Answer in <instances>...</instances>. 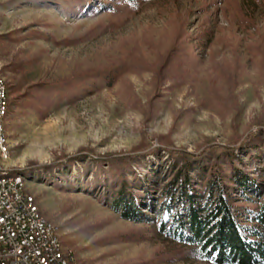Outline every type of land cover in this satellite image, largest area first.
Returning a JSON list of instances; mask_svg holds the SVG:
<instances>
[{
	"label": "rangeland",
	"instance_id": "1",
	"mask_svg": "<svg viewBox=\"0 0 264 264\" xmlns=\"http://www.w3.org/2000/svg\"><path fill=\"white\" fill-rule=\"evenodd\" d=\"M0 67L6 165L75 264H213L114 211L97 190L121 172L91 157L163 147L160 137L197 152L264 129V0H0ZM106 70L111 83L90 76ZM262 137L241 154L249 167H262ZM159 155L132 167L139 178L162 176Z\"/></svg>",
	"mask_w": 264,
	"mask_h": 264
},
{
	"label": "trees",
	"instance_id": "2",
	"mask_svg": "<svg viewBox=\"0 0 264 264\" xmlns=\"http://www.w3.org/2000/svg\"><path fill=\"white\" fill-rule=\"evenodd\" d=\"M138 1L124 0L132 5ZM179 46L172 47L177 51ZM169 71L158 72L155 78L163 76L164 81ZM117 74L106 70L90 76L107 77L111 83ZM155 87L157 91L159 85ZM263 130L231 138L225 145L207 139L197 152L175 147L160 137L163 147L140 143L128 154L91 157L94 164L108 163L110 170L121 172L120 178H107L98 188L99 197L126 220L154 224L197 259L213 264H264V146L261 168L256 161L249 167L241 158L257 136L263 135L264 141ZM162 149L167 155L162 176L155 182L150 177L139 178L132 167L150 155L160 158ZM83 155L64 161L82 160Z\"/></svg>",
	"mask_w": 264,
	"mask_h": 264
},
{
	"label": "built area",
	"instance_id": "3",
	"mask_svg": "<svg viewBox=\"0 0 264 264\" xmlns=\"http://www.w3.org/2000/svg\"><path fill=\"white\" fill-rule=\"evenodd\" d=\"M0 90V121H2ZM0 170H6L0 167ZM51 230L21 193V180L0 182V264H71L64 261Z\"/></svg>",
	"mask_w": 264,
	"mask_h": 264
},
{
	"label": "bare ground",
	"instance_id": "4",
	"mask_svg": "<svg viewBox=\"0 0 264 264\" xmlns=\"http://www.w3.org/2000/svg\"><path fill=\"white\" fill-rule=\"evenodd\" d=\"M0 90L3 91L2 101H4V107L2 109V121H0V167L6 169V170H0V182L12 181V179L15 178L21 180V193H23V198H28V200H30L31 206L34 207L36 216H38L39 220H41V222H44L46 226L49 227V229H54L51 230V240L56 242V251H61V254L64 255L65 262H71V264H75L73 256L63 249L58 227L43 216V214L40 212L39 207L35 202V198L26 190L25 176L20 171L12 170L11 168H8L6 165L7 160L10 159L9 138L5 129V122L8 115L9 104H10L9 102L10 95L6 81L1 73V67H0Z\"/></svg>",
	"mask_w": 264,
	"mask_h": 264
}]
</instances>
